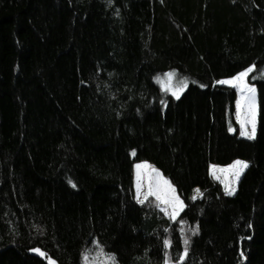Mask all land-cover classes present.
Here are the masks:
<instances>
[{
	"label": "trees",
	"instance_id": "obj_1",
	"mask_svg": "<svg viewBox=\"0 0 264 264\" xmlns=\"http://www.w3.org/2000/svg\"><path fill=\"white\" fill-rule=\"evenodd\" d=\"M251 64L255 139L216 84ZM169 72L187 78L179 100ZM261 72L264 0H0V264L49 263L32 248L90 264L97 241L115 264H164L165 238L175 264L183 236L184 264H264ZM237 159L231 196L211 165ZM145 161L184 201L175 221L134 199Z\"/></svg>",
	"mask_w": 264,
	"mask_h": 264
},
{
	"label": "snow or ice",
	"instance_id": "obj_2",
	"mask_svg": "<svg viewBox=\"0 0 264 264\" xmlns=\"http://www.w3.org/2000/svg\"><path fill=\"white\" fill-rule=\"evenodd\" d=\"M111 2V0H109ZM257 71V66L255 64H251L245 67L242 71L236 73L231 78L217 80L216 84L230 86L234 89H237L241 94V99L246 102L245 111L243 114L241 113V104L240 101H237L236 105V120L240 124V135L247 136L248 139H255L256 137V88L254 85L248 83V77L251 73ZM261 77H264V72L260 73ZM166 77L169 78V82H161L160 86L163 90L170 93L175 99L179 100L184 90L188 87L187 78H183L177 81L175 84H171V79L175 76L174 72H169L165 74ZM253 79L256 77L253 76ZM200 87H205V85L201 84ZM161 104H165V101L161 100ZM250 125V128L248 127ZM247 129V130H246ZM230 132L234 131V129L229 126L228 129ZM132 155H135L133 151ZM249 166L247 161L237 159L232 164L227 165L226 168H219L217 165H211L213 169V175L216 174V170L219 171H227L235 178V180H239L242 172ZM135 167L137 169L141 168H151V165L148 162H143L141 164H136ZM157 174H159V170H156ZM219 179V177H217ZM68 183L76 188L77 185L73 183L71 180ZM161 183L164 185V188H161ZM136 192L134 199L139 204H144L145 201L149 199L150 196H154L157 201L160 203L155 206L158 207L165 215L169 217L171 221H175L179 216L180 212L186 207L184 201L176 194L175 187L171 184L170 181L163 180L156 185L149 183L147 191H143V183L141 180H137L135 185ZM195 192L199 193V189H195ZM225 191L226 194L233 195L234 188L231 187L228 183H225ZM202 195V194H201ZM197 197L193 195L191 197L192 200H195ZM161 205H165L161 207ZM181 225L183 226L186 221L181 220ZM169 229H165V232H168ZM183 227H181V234L183 236ZM189 231L192 232L193 235L197 234L199 231V226L197 225L195 228H189ZM190 243V239L187 236H183V244L184 249L182 252L177 253V259L175 264H184L185 259L188 257V245ZM163 246L165 249L164 252V264H170L171 257L169 252L167 251L171 247L170 238H165L163 241ZM97 256H106L111 260V264H115V254L114 253H104L103 247L97 241L96 243ZM30 251L39 254L42 257H46L49 261V264H56L51 257H48L47 254L41 250L40 248H32ZM243 255V252H241ZM85 264H88V255L87 251L83 257ZM95 259V258H94Z\"/></svg>",
	"mask_w": 264,
	"mask_h": 264
},
{
	"label": "rangeland",
	"instance_id": "obj_3",
	"mask_svg": "<svg viewBox=\"0 0 264 264\" xmlns=\"http://www.w3.org/2000/svg\"><path fill=\"white\" fill-rule=\"evenodd\" d=\"M175 73V72H174ZM252 74V73H251ZM250 74V75H251ZM249 75V77H250ZM248 77V79H249ZM169 82V78L166 77L165 75L162 76L159 81H158V84L160 86V83L161 82ZM177 81H179L177 79V74L175 73V76L171 79L170 83L171 84H175ZM248 83L250 84V82L248 81ZM253 85V84H251ZM226 86V85H225ZM255 88H256V122H257V119H258V113H259V106H258V96H257V87L256 85H254ZM230 87V86H229ZM161 88V86H160ZM188 88V87H187ZM187 88L184 90V92L187 90ZM162 89V88H161ZM163 90V89H162ZM164 92H166L165 90H163ZM238 91V90H237ZM184 92L182 93V95L184 94ZM168 93V92H167ZM170 94V93H169ZM181 95V96H182ZM238 101H240V104H241V113L243 114V112L245 111V104L246 102L244 100L241 99V94L240 92L238 91ZM250 128V125L248 126ZM247 130V129H246ZM245 138H247V136H243ZM143 162H138L136 164H141ZM135 164V165H136ZM149 164V163H148ZM150 165V164H149ZM248 168V167H247ZM247 168L242 172V174L247 170ZM134 172H135V185L137 183V180H141L142 183H143V191H147V188H148V185L149 183H152L153 185H156L157 183L163 181V180H166L162 175L161 173L159 172V174H157L156 172V169L154 167L151 166V168H141V169H137L135 166H134ZM242 174L240 175L239 177V180L242 176ZM211 175L212 177L215 179V181H217L219 184H221L224 188H225V183H228L231 187L234 188V194L236 193V190H237V186H238V181L239 180H235V178L230 174V172H227V171H219V169L216 170V174L213 175V169H211ZM219 177V179L217 178ZM161 188L163 189L164 188V185L161 183ZM177 194V193H176ZM233 194V195H234ZM231 195V196H233ZM151 198H154V196H150L149 199ZM156 200V199H155ZM157 201V200H156ZM158 203H160L159 201H157ZM165 205H161V207H164ZM181 214V212H180ZM179 214V216H180ZM178 216V217H179ZM177 217V218H178ZM95 258V259H94ZM91 263L90 264H111V260L106 257V256H97L95 255L91 260Z\"/></svg>",
	"mask_w": 264,
	"mask_h": 264
},
{
	"label": "water",
	"instance_id": "obj_4",
	"mask_svg": "<svg viewBox=\"0 0 264 264\" xmlns=\"http://www.w3.org/2000/svg\"><path fill=\"white\" fill-rule=\"evenodd\" d=\"M32 253H34V252H32ZM49 264V263H48Z\"/></svg>",
	"mask_w": 264,
	"mask_h": 264
}]
</instances>
